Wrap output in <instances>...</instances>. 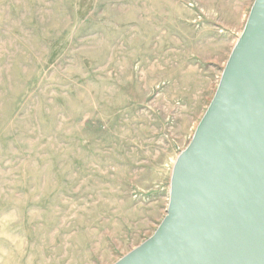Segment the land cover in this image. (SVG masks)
<instances>
[{
    "label": "rangeland",
    "instance_id": "rangeland-1",
    "mask_svg": "<svg viewBox=\"0 0 264 264\" xmlns=\"http://www.w3.org/2000/svg\"><path fill=\"white\" fill-rule=\"evenodd\" d=\"M255 0H0V264H115Z\"/></svg>",
    "mask_w": 264,
    "mask_h": 264
},
{
    "label": "water",
    "instance_id": "water-1",
    "mask_svg": "<svg viewBox=\"0 0 264 264\" xmlns=\"http://www.w3.org/2000/svg\"><path fill=\"white\" fill-rule=\"evenodd\" d=\"M115 264H264V0L175 162L167 215Z\"/></svg>",
    "mask_w": 264,
    "mask_h": 264
},
{
    "label": "bare ground",
    "instance_id": "bare-ground-1",
    "mask_svg": "<svg viewBox=\"0 0 264 264\" xmlns=\"http://www.w3.org/2000/svg\"><path fill=\"white\" fill-rule=\"evenodd\" d=\"M253 5V4H252ZM252 5L250 6V9H249V12H248V14H247V16H246V19H245V24H246V22H247V19H248V16H249V13H250V10H251V8H252ZM245 24L243 25V27H242V31H241V34H242V32H243V30H244V27H245ZM241 34H240V36H241ZM239 36V37H240ZM239 39V38H238ZM238 39H237V41H238ZM237 41L235 42V44H234V46L236 45V43H237ZM234 48V47H233ZM233 50V49H232ZM232 52V51H231ZM231 54V53H230ZM230 56V55H229ZM228 59H229V57H228ZM228 59H227V61H228ZM227 61H226V63H227ZM226 63H225V65H226ZM224 70V69H223ZM222 73H223V71H222ZM222 73H221V75H222ZM220 78H221V76H220ZM220 78H219V81H220ZM218 85H219V82H218V84L216 85V88H215V92H216V90H217V88H218ZM215 92H214V94H213V96H212V98H211V100H210V103H211V101H212V99H213V97H214V95H215ZM209 106V105H208ZM208 108V107H207ZM207 110V109H206ZM206 112V111H205ZM205 114V113H204ZM204 114H203V116H204ZM202 116V117H203ZM202 119V118H201ZM201 121V120H200ZM200 121H199V123H200ZM199 123H198V125H199ZM197 125V126H198ZM197 128V127H196ZM195 131H196V129H195ZM195 131H194V133H195ZM194 133H193V135H192V137H191V140H190V142L192 141V138H193V136H194ZM190 142H189V144H190ZM188 144V145H189ZM187 145V146H188ZM179 156V155H178ZM178 158V157H177ZM177 158H176V160H177ZM176 160H175V162H176ZM175 162H174V164H173V167H174V165H175ZM173 167H172V169H171V175H170V181H171V176H172V171H173ZM170 186V185H169ZM169 191H170V188H169ZM168 203H169V201H168ZM167 215V211H166V214H165V216ZM165 216L163 217V219L165 218ZM163 219L161 220V222L163 221ZM161 222H160V224H161ZM159 224V225H160ZM158 228V227H157ZM157 230V229H156ZM155 233V232H154ZM153 233V234H154Z\"/></svg>",
    "mask_w": 264,
    "mask_h": 264
}]
</instances>
